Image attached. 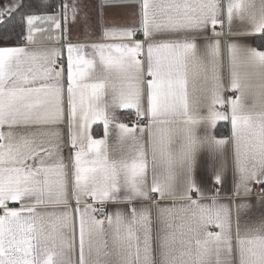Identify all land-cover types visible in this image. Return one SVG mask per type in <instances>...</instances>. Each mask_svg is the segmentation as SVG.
Wrapping results in <instances>:
<instances>
[{"label": "snow or ice", "instance_id": "snow-or-ice-1", "mask_svg": "<svg viewBox=\"0 0 264 264\" xmlns=\"http://www.w3.org/2000/svg\"><path fill=\"white\" fill-rule=\"evenodd\" d=\"M0 264H264V0H0Z\"/></svg>", "mask_w": 264, "mask_h": 264}]
</instances>
